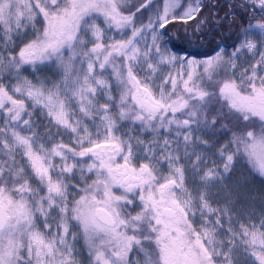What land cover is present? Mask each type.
Here are the masks:
<instances>
[{
	"label": "snow or ice",
	"instance_id": "1",
	"mask_svg": "<svg viewBox=\"0 0 264 264\" xmlns=\"http://www.w3.org/2000/svg\"><path fill=\"white\" fill-rule=\"evenodd\" d=\"M0 264H264V0H0Z\"/></svg>",
	"mask_w": 264,
	"mask_h": 264
}]
</instances>
